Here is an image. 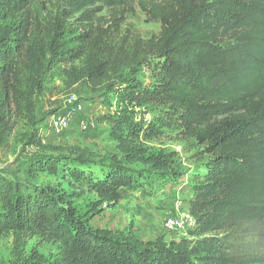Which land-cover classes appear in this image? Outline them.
<instances>
[{"label": "trees", "instance_id": "trees-1", "mask_svg": "<svg viewBox=\"0 0 264 264\" xmlns=\"http://www.w3.org/2000/svg\"><path fill=\"white\" fill-rule=\"evenodd\" d=\"M128 1L55 0L58 14L37 23L33 0H0V148H8L18 121L27 117V80L41 62L81 64L67 73L68 87L81 81L94 92L115 77L109 89L133 98L136 74L154 60L144 101L175 116L181 137L208 156L186 209L195 219L196 242H145L130 231L93 229L53 189L0 177V240L12 236V264H46L37 247L29 254L31 239L57 244L51 264H264V0H136L159 20L160 32L133 38L121 60L127 39L109 56L103 42L120 30L126 12L118 9ZM98 5L117 10L108 28L83 29L84 49L62 47L66 20L80 14L89 21ZM97 123L112 126L120 152L137 160L133 121L114 114ZM42 159L33 171L55 172L60 164L65 174L89 179L104 201L118 200L120 188L136 183L137 173L115 158L99 175L83 169L85 160L62 167L60 160ZM255 232L261 239L252 245L247 237Z\"/></svg>", "mask_w": 264, "mask_h": 264}, {"label": "rangeland", "instance_id": "rangeland-1", "mask_svg": "<svg viewBox=\"0 0 264 264\" xmlns=\"http://www.w3.org/2000/svg\"><path fill=\"white\" fill-rule=\"evenodd\" d=\"M95 9L89 21H81L80 14L66 20L70 26L63 36L62 47L69 50L84 49L85 44L79 38L83 29L108 28V21L117 10L100 5ZM118 10L126 12L121 28L117 33L110 32L103 43L109 56L118 51L122 39H127L128 44L121 59L125 60L126 55L130 54L131 40L157 36L160 22L150 19L136 0H129L126 6ZM31 12L37 23H45L58 14L55 0H33ZM12 21L7 23L11 24ZM153 63L154 60H151L148 66H142L136 74L134 79L139 90L131 98L109 89L117 84L115 77L94 92L87 83L81 81L68 87L67 73L80 69L81 64L58 63L53 66L41 62L37 76L27 80V117L18 121L8 148H0V177L11 182L53 189L62 196L65 205L73 208L93 229L130 231L145 242H196L194 229L183 235L169 231L164 224L175 212L177 204L180 211L188 208L194 197L195 186L200 183L198 175L208 156L193 139L184 140L181 137L175 116L144 101L141 91L150 89L154 82ZM72 98L76 102L70 103ZM73 108H79V111L71 120L68 130L53 133L47 125L49 118L65 114ZM114 114H121L137 125L133 133L139 153L134 162H130L120 152L118 141L111 136L113 127L97 123L98 117ZM33 139H39L41 145H30L29 141ZM48 157L60 160L62 167L74 165L77 159L85 160L89 167L83 169H90L95 175H99V169L108 167L110 159L115 158L137 173L136 183L132 187L120 188L118 200L104 201L92 190L89 179L77 180L71 174H65L60 164L56 166L55 172L33 171L36 163ZM146 160L150 163L156 161L159 166L147 164ZM138 173L143 174L141 178ZM159 173L170 176L162 178ZM255 234V237H247L252 245L261 239L257 232ZM12 245L11 235L0 240V264L13 263ZM34 247H37V252L46 264H51L59 250L57 244L29 240V254Z\"/></svg>", "mask_w": 264, "mask_h": 264}, {"label": "built area", "instance_id": "built-area-1", "mask_svg": "<svg viewBox=\"0 0 264 264\" xmlns=\"http://www.w3.org/2000/svg\"><path fill=\"white\" fill-rule=\"evenodd\" d=\"M72 101L76 102L75 98H72L69 102L71 103ZM78 111L79 108H73L72 111H68L65 114L52 116L49 118L47 125L55 134L66 131L69 128L71 120ZM178 206L179 204L175 206V212L165 220L164 225L169 231L180 232L183 235H186L187 231L195 229V219L186 210L180 211Z\"/></svg>", "mask_w": 264, "mask_h": 264}]
</instances>
